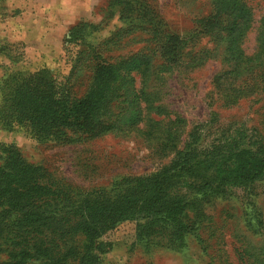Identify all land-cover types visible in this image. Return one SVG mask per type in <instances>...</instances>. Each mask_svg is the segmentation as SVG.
I'll use <instances>...</instances> for the list:
<instances>
[{
    "label": "rangeland",
    "instance_id": "374dc122",
    "mask_svg": "<svg viewBox=\"0 0 264 264\" xmlns=\"http://www.w3.org/2000/svg\"><path fill=\"white\" fill-rule=\"evenodd\" d=\"M245 1L253 14L241 29L239 55L225 32L211 35L227 21L212 16L213 0H0V168L11 153L19 154L82 201L115 197L179 167L183 158L191 167L181 173L183 187L197 179L218 183L227 169L237 173L264 158V0ZM171 36L172 44L183 39L176 66L161 49ZM147 54L153 57L152 90L169 119H182L168 150H160L159 139L136 133L58 145L36 137L30 122L18 117L20 109H30L17 104L22 93L61 90L80 99L95 90L97 65ZM133 75L139 85L141 73ZM242 173L247 176L236 184H223L224 194L187 192L182 220L194 229L185 230L183 248L169 247L166 234L139 237L137 221H125L97 239L95 264H245L244 245L253 254L264 246V168ZM40 174L37 183L44 185L48 175ZM61 194L57 190L50 202ZM32 197L35 211H43V196ZM2 200L0 192V263L27 223Z\"/></svg>",
    "mask_w": 264,
    "mask_h": 264
},
{
    "label": "trees",
    "instance_id": "16d2710c",
    "mask_svg": "<svg viewBox=\"0 0 264 264\" xmlns=\"http://www.w3.org/2000/svg\"><path fill=\"white\" fill-rule=\"evenodd\" d=\"M213 2L215 12L212 16H225L227 21H220L218 29L212 31L211 35L218 36L225 32L229 49L237 50L240 55V32L243 27L249 26L253 14L251 7L245 0ZM173 38H166L161 49L163 55L176 66L183 60V49L177 46L183 39L176 38V43L172 44ZM152 64L153 57L147 54L117 64L97 65L95 73L98 83L95 90L80 99H72L61 90H51L46 95L37 89L32 94L22 93L15 100L18 105L20 102L26 103L30 109H20L18 117L22 122H30L36 137L58 145L95 139L109 133L123 136L136 133L144 138L159 139L160 150H168L170 143L175 144L179 136L178 127L182 119H169V113L164 111V105L152 90ZM133 72L142 75L139 85ZM142 122L144 127L141 129L139 124ZM11 154L12 158L6 166L0 168L2 202L12 204L22 213L21 220L25 218L27 223L21 239L13 244L9 259L0 264H95L97 239L125 221H137L139 237L148 236L150 240V237L166 234L169 247L181 249L185 245V230L194 229L182 220V217L187 218V192L224 194V183L234 185L247 176L242 172L264 168V158L255 157L247 165H242L237 173L227 169L222 177L218 174V183L197 179L183 187L185 183L180 179L181 173L191 168L187 167L190 160L183 158L179 167L155 179L122 189L115 197L80 201L68 195L62 185L54 183L43 168L27 163L19 154ZM201 163L191 165L198 167ZM40 173L48 175L44 185L37 183ZM57 190H62V194L50 202ZM34 192L43 196L42 202L46 200L40 207L43 211H35L32 207ZM30 210L36 215H29ZM41 237L48 241L44 242ZM32 239L35 240L33 244ZM263 257L264 246L253 254L249 245H244L245 264H264Z\"/></svg>",
    "mask_w": 264,
    "mask_h": 264
}]
</instances>
